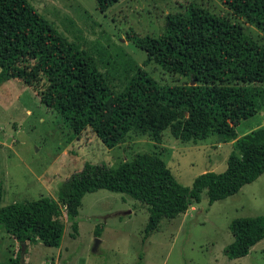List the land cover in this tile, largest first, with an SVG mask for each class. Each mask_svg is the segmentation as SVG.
I'll return each mask as SVG.
<instances>
[{
  "label": "trees",
  "instance_id": "1",
  "mask_svg": "<svg viewBox=\"0 0 264 264\" xmlns=\"http://www.w3.org/2000/svg\"><path fill=\"white\" fill-rule=\"evenodd\" d=\"M118 1L96 0V6L105 11ZM222 1L264 33V0ZM31 24L22 2L0 0V85L21 80L75 134L89 128L111 148L133 132L159 142L169 129L180 142L193 144L217 133L233 141L234 150L225 170L202 172L191 186L180 184L161 158L147 152L116 168L85 162L63 181L56 198L0 205V228L19 242L20 249L21 242L36 241L58 247L64 209L75 235V217L88 192L104 188L145 203L146 238L162 218H174L198 203L204 189L211 205L264 172V137L259 130L242 136L236 130L241 120L264 106V46L241 25L192 3L182 12L168 14L158 36L128 33L127 39L146 53L143 65L157 63L187 81L160 84L138 66L116 93L84 47L78 48L50 25L29 35ZM17 40L22 46L14 55ZM1 197L0 185V201ZM229 228L233 241L225 248L226 256H245L264 238V215L235 218ZM19 259L20 252L11 263L19 264Z\"/></svg>",
  "mask_w": 264,
  "mask_h": 264
},
{
  "label": "rangeland",
  "instance_id": "2",
  "mask_svg": "<svg viewBox=\"0 0 264 264\" xmlns=\"http://www.w3.org/2000/svg\"><path fill=\"white\" fill-rule=\"evenodd\" d=\"M19 1L32 21L29 35L54 27L78 48L87 50L116 93L138 66L160 84L187 81L157 63L143 65L145 51L127 35L158 36L168 14L182 12L192 3L241 25L264 46V33L222 0H119L105 11L97 8L96 0ZM21 46L20 40L15 41L14 55ZM236 130L239 136L259 130L263 138L264 106L241 120ZM233 143L217 133L196 144L182 143L166 129L159 142L133 132L109 148L89 128L75 134L60 114L40 102L30 86L14 78L0 85V205L41 196L56 198L63 181L85 162L116 168L145 152L161 158L180 184L191 186L202 172L225 170ZM258 215H264V172L211 205L204 189L198 203L174 218H162L146 238L147 205L126 193L101 188L83 196L75 217V235L64 209L60 245L25 242L23 264H264V238L245 256L231 259L225 254L233 241L230 222ZM19 252V242L0 228V264H12Z\"/></svg>",
  "mask_w": 264,
  "mask_h": 264
},
{
  "label": "water",
  "instance_id": "3",
  "mask_svg": "<svg viewBox=\"0 0 264 264\" xmlns=\"http://www.w3.org/2000/svg\"><path fill=\"white\" fill-rule=\"evenodd\" d=\"M99 240L95 242L94 249H96V245L98 244ZM25 242H21V249H20V264H23V257H24V251H25Z\"/></svg>",
  "mask_w": 264,
  "mask_h": 264
},
{
  "label": "crops",
  "instance_id": "4",
  "mask_svg": "<svg viewBox=\"0 0 264 264\" xmlns=\"http://www.w3.org/2000/svg\"><path fill=\"white\" fill-rule=\"evenodd\" d=\"M10 80H11V79H10ZM8 81H9V80H8ZM8 81H7V82H8ZM7 82H5V83H7ZM3 84H4V83H3Z\"/></svg>",
  "mask_w": 264,
  "mask_h": 264
}]
</instances>
